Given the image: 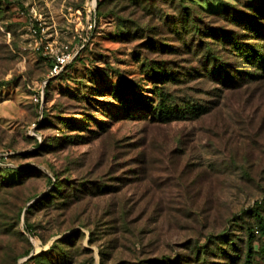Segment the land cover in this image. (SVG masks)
I'll return each instance as SVG.
<instances>
[{"label": "rangeland", "instance_id": "obj_1", "mask_svg": "<svg viewBox=\"0 0 264 264\" xmlns=\"http://www.w3.org/2000/svg\"><path fill=\"white\" fill-rule=\"evenodd\" d=\"M259 55L264 0H0V264H264Z\"/></svg>", "mask_w": 264, "mask_h": 264}, {"label": "built area", "instance_id": "obj_2", "mask_svg": "<svg viewBox=\"0 0 264 264\" xmlns=\"http://www.w3.org/2000/svg\"><path fill=\"white\" fill-rule=\"evenodd\" d=\"M36 18H37L36 16L33 17L29 26V31L31 32L32 37L34 38V42H33L35 45L34 47L42 55H47V54L52 55V59L54 62L52 74H58L66 64L72 61L75 54L67 46L64 47L62 50H60L59 52H54V49L51 45L42 47V39L44 37V33L46 30L43 27H38L39 25L37 26L36 22L41 23V21L40 19L38 20ZM91 28L92 26L90 25L89 29ZM40 29L42 36H40Z\"/></svg>", "mask_w": 264, "mask_h": 264}, {"label": "trees", "instance_id": "obj_3", "mask_svg": "<svg viewBox=\"0 0 264 264\" xmlns=\"http://www.w3.org/2000/svg\"><path fill=\"white\" fill-rule=\"evenodd\" d=\"M240 47H243V46H240ZM247 48H250V47H247ZM246 52L247 53L249 52L251 54L254 53V52H252L251 49L247 50ZM250 57L251 56H249V58ZM258 59H260V61H262V60L264 61V56L263 55H259ZM257 217H258V223H259V232H261L262 235H263L264 234V219L260 215H257ZM254 239H255V236H254V234L251 233L250 238H249L248 250H247V258L248 259H251L253 254L255 253V250H254V247H253Z\"/></svg>", "mask_w": 264, "mask_h": 264}, {"label": "bare ground", "instance_id": "obj_4", "mask_svg": "<svg viewBox=\"0 0 264 264\" xmlns=\"http://www.w3.org/2000/svg\"><path fill=\"white\" fill-rule=\"evenodd\" d=\"M35 247H36V244H35Z\"/></svg>", "mask_w": 264, "mask_h": 264}]
</instances>
